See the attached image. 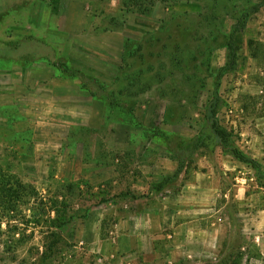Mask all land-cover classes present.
Masks as SVG:
<instances>
[{"label": "rangeland", "instance_id": "374dc122", "mask_svg": "<svg viewBox=\"0 0 264 264\" xmlns=\"http://www.w3.org/2000/svg\"><path fill=\"white\" fill-rule=\"evenodd\" d=\"M200 13L201 6L187 0L157 2L149 15L128 11L123 0H0V41L35 39L17 56L34 53L53 61L68 60L110 90L122 93L123 101L134 109L143 126L123 125L121 118L128 115L105 109L103 123L93 128L88 125L89 109H82L81 121L78 109L92 106L96 100L88 94L79 95L78 84L60 80L46 62L29 67L0 64V167L38 194L21 208L20 215L12 216L9 223L4 221L0 228V264H108L113 260L111 249L98 246L97 237L112 239L115 225L126 218V210L151 207L153 193L170 195L177 190L181 184L177 179L162 191L155 190L173 175H156L155 180L147 181L142 180V174H151L158 158L175 157L177 147L185 146L204 127L213 93V79L207 76L225 66L227 50H217L210 59L200 54L198 62L193 61L197 52L189 40V30L197 28ZM260 16L245 32L247 55L248 40L259 41L264 34V9ZM218 23L201 27L200 34L216 33L219 27L227 29L231 21L224 26L222 20ZM87 27L90 31L86 36ZM149 35L162 37V42L144 44V63L128 60L133 75L128 80L124 77L127 71L122 70L126 66L124 44L128 39L144 43ZM103 47L113 53L106 55L100 51ZM254 68L249 56L244 57L238 71L223 79L219 92L226 106L219 118L225 128L237 115L236 108L227 102L234 91L229 84H264V76L257 80ZM259 68L264 71V60ZM118 76L120 80H116ZM53 79L58 83L50 84ZM63 104L75 109V116L47 113L63 108ZM145 129L164 132L169 139L147 138ZM182 154L187 157L189 153ZM199 154L216 156L213 147ZM250 172L246 170L245 175L250 177ZM139 180L148 189L135 195L132 181ZM226 185L232 187L231 180ZM138 196L143 199L139 205L135 203ZM236 211V203L231 201L226 217L233 218ZM91 223L96 224V234L85 233ZM244 244L240 236L227 239L225 258L214 264H238L234 260L239 259L238 247ZM105 248L108 256L103 254ZM179 263L189 264V258Z\"/></svg>", "mask_w": 264, "mask_h": 264}, {"label": "crops", "instance_id": "0c3cea01", "mask_svg": "<svg viewBox=\"0 0 264 264\" xmlns=\"http://www.w3.org/2000/svg\"><path fill=\"white\" fill-rule=\"evenodd\" d=\"M260 14L256 17L261 18ZM89 31L90 27L85 28L83 35L87 36ZM259 41L264 43V34ZM100 51L106 55L113 53L105 47ZM249 60L255 63L256 79L260 81L264 71L259 68L258 60ZM60 80L78 84V94H86L77 81L61 77ZM49 82L58 83L56 79ZM229 87H234V91L229 93L227 102L236 108L237 115L235 119H229L226 128L235 135L234 141L238 148L260 165L262 178H257L255 169L218 147L213 158L196 153L192 162L189 161V173L186 167L177 178L181 183L177 190L170 195L153 193L151 197L155 203L151 207L135 206L126 210V218L115 225L112 239L103 241L97 237L98 246L111 249L109 253L113 260L108 264H180L188 258L189 264H214V261L225 258L227 239L237 236L242 237L245 244L238 247L241 250L240 257L234 261L238 264H264V84H229ZM58 96L61 95L58 93ZM83 108L89 109L86 113L90 116L88 125L100 127L104 121L105 105L94 101L92 106L80 107V121ZM47 113L75 116L76 110L65 108L63 104V108L49 109ZM80 125L83 124L80 122ZM128 165L131 163L128 162ZM178 167L176 156L160 157L153 162V176L144 173L142 180L153 181L156 175L162 174L174 176ZM248 169L251 171L248 173L251 176L250 183L244 186L239 180ZM227 180H231L232 187H227ZM132 183L135 185L131 191L135 195H139L140 190L148 189L140 180ZM140 201L143 199L136 197L135 203L139 205ZM231 201L237 207L233 218L226 217V209ZM85 230L87 234H96V224L91 223ZM103 254L108 256L107 248Z\"/></svg>", "mask_w": 264, "mask_h": 264}, {"label": "trees", "instance_id": "16d2710c", "mask_svg": "<svg viewBox=\"0 0 264 264\" xmlns=\"http://www.w3.org/2000/svg\"><path fill=\"white\" fill-rule=\"evenodd\" d=\"M169 1H184V0H123V6L128 11L142 15L152 13L157 2L167 3ZM195 2L201 6V13L198 16L197 28L189 30V40L196 47L197 52L193 61L198 62L199 55L209 56L220 49L227 50V62L225 66L220 68L215 75H208L207 78L213 79L212 99L209 102L206 113L204 115V127L199 135L185 143V146L179 148L178 154L175 155L179 161V167L174 176L166 178L162 183L156 186L155 190L162 191L169 182L176 180L179 175L188 168L187 159L209 147L220 148L224 153L230 155L236 160L246 164L248 167L257 171V178H262L261 167L253 159L246 156L236 145L233 133L225 128L220 121V112L226 106L225 101L220 95V88L223 79L232 73L238 71L240 61L249 56L250 58L264 60V43L258 40L250 39L247 42L248 55L245 53L244 35L252 20L264 9V0H187ZM222 20V25L226 21H231L227 29L219 27L218 32L210 31L209 35H201L199 30L201 27H212L218 25ZM195 34V35H194ZM195 37V38H194ZM168 39H173L169 37ZM33 37H28L21 42H5L0 41V64L12 65L18 64L23 67H29L37 62H46L58 73L62 79H71L77 81L83 92L88 94L93 100L102 102L107 111L126 114L129 118H121V123L131 127L143 126L137 121L135 111L123 101L122 93L115 90H110L105 83L99 80L94 75L87 73L73 66L68 60L58 58L53 61L48 57L38 56L36 54L19 55L17 53L24 49L29 43L33 42ZM162 37L157 35H149V38L143 42L135 43L128 39L124 44L123 62L126 64L127 71L124 77L128 80L133 77L129 70L132 68L131 60L142 61L144 63L146 55L144 44L161 43ZM190 43V42H189ZM135 45V46H134ZM179 46V45H178ZM190 46V44H189ZM150 47V46H149ZM149 54L154 57L153 52ZM161 54H159L160 56ZM129 60V61H128ZM204 66L205 64H201ZM209 69V64H207ZM197 68V66H196ZM123 71V73L125 72ZM141 70L139 74H142ZM120 80V76L116 78ZM126 110V111H125ZM147 138L163 137L166 140L169 137L159 130L145 129ZM183 150V151H180ZM186 152L188 156L182 153ZM191 161V160H190ZM38 196L36 190L22 182L15 175L5 172L0 167V228L4 221L8 223L13 221L12 216L21 214V208L28 203L29 200L36 199ZM9 225V224H8ZM55 237V234L52 233Z\"/></svg>", "mask_w": 264, "mask_h": 264}, {"label": "built area", "instance_id": "2783aa9c", "mask_svg": "<svg viewBox=\"0 0 264 264\" xmlns=\"http://www.w3.org/2000/svg\"><path fill=\"white\" fill-rule=\"evenodd\" d=\"M250 178H251V176L249 177V176H246V175H243L241 178H240V184L241 185H244V186H248L249 185V183H250Z\"/></svg>", "mask_w": 264, "mask_h": 264}]
</instances>
